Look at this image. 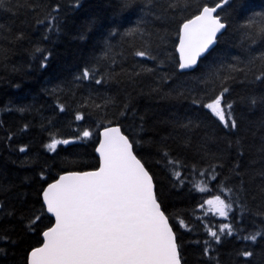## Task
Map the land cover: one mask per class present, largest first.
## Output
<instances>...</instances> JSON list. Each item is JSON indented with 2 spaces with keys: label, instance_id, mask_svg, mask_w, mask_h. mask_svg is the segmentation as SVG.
I'll return each instance as SVG.
<instances>
[{
  "label": "snow or ice",
  "instance_id": "snow-or-ice-1",
  "mask_svg": "<svg viewBox=\"0 0 264 264\" xmlns=\"http://www.w3.org/2000/svg\"><path fill=\"white\" fill-rule=\"evenodd\" d=\"M6 3L0 0V7ZM75 4L82 6L80 0ZM29 7L33 12L40 9L38 4ZM252 7L249 0H116L114 10L126 12V22L137 16L135 25L121 32L123 24L114 22L101 41L103 57L85 56L73 79L99 85L123 78L135 89L150 78L149 95L189 103L183 111L152 120L134 106L131 93L105 96L101 104L93 100L89 105L102 114L96 127H77L65 139L56 138L58 130L49 132L44 148L59 155L58 145L90 141L92 160L80 158L87 153L69 154L53 172L38 156H25V162L39 167L24 179L38 186L0 182V217L11 218L20 226L17 235L29 238L12 264H188L186 247L193 242L184 241L182 230L193 228L184 218L187 210L171 207L176 190L186 185L205 195L214 193L193 209L201 212L196 220L204 236L194 242L197 264H224L220 249L229 239L238 242L228 255L230 264H247L254 255L252 246L264 241V51H258L264 49V10ZM44 9V18L36 23L59 32L62 5L53 2ZM93 26L95 19L82 23L80 38ZM116 36L138 37L132 55L151 61L153 67L117 64L110 43ZM237 37L247 58L232 57V63L225 64L220 45ZM23 39L22 31L12 37L14 42ZM169 42L171 53L166 50ZM7 53L0 47V56ZM31 54L39 55L41 68L52 56L39 45ZM210 57L212 62L204 65ZM238 78L249 87L233 97L231 86ZM193 81L200 87H189ZM257 83L262 87H252ZM74 118L83 121L85 116L77 110ZM28 128L25 123L23 130ZM13 137L9 131L7 141ZM18 151L26 153L30 147L24 143ZM153 161L167 169V186L153 171ZM212 182L214 189L201 187ZM207 212L223 220L208 223ZM0 241L19 243L8 232ZM0 254L8 256L5 248Z\"/></svg>",
  "mask_w": 264,
  "mask_h": 264
},
{
  "label": "trees",
  "instance_id": "trees-1",
  "mask_svg": "<svg viewBox=\"0 0 264 264\" xmlns=\"http://www.w3.org/2000/svg\"><path fill=\"white\" fill-rule=\"evenodd\" d=\"M53 2L62 5L61 21L59 32L50 31L46 24H37V19H43L45 5ZM253 5L251 11L259 12L264 10V0H249ZM38 4L40 9L37 12L31 11L29 5ZM116 0H80V5L76 6L75 0H7L4 7H0V47L8 49L7 56H0V182L20 185L33 184L38 186L35 180H25L26 176L32 177L35 171H38V165L34 168L30 162H25V156L31 160L33 157H39L41 163L47 162L52 166V171H59L61 159L69 154H84L80 158L92 160L93 146L90 141L74 142L69 145H58L56 153L44 148L43 145L50 142L48 140L49 132H56L61 135L57 139L69 138L74 134L77 127L85 126L96 127L97 121L102 114L89 105L94 100L95 104H101L105 96L119 94L123 97L125 92L131 93L134 97V106L141 114L145 112L152 120L163 119L168 113L183 111L188 101H170L160 99L154 95H149L147 85L150 78L142 80L143 87L131 88L127 82L121 78L120 83L111 80L108 83L96 84L92 81H75L74 76L79 74L82 66V59L85 56L103 57L101 51V41L108 36V30L115 23L123 24L124 28L133 27L137 16H131L130 22L125 21L126 12L115 11ZM10 9V10H9ZM138 12V10H137ZM139 14V12H138ZM88 19H95L96 26L90 29V33H85V38L81 39L79 34L80 25ZM103 25V27H99ZM10 29V31H4ZM22 31L25 39L20 42H14L12 37ZM7 36V39H5ZM112 57L117 64H123L124 68L133 65L140 67H153L152 62L143 58L134 57L131 47L133 43H139L138 37L128 36L122 39L116 36L111 40ZM239 37L229 39L226 43L222 42L220 48L223 50V62L232 63V57H238L240 60L247 58L245 48L241 46ZM34 45H39L52 52L48 64L45 68L39 67V55H32ZM256 48V45H249ZM167 52L173 51L171 42L166 46ZM264 51V49H258ZM213 58L204 61V65L210 64ZM107 63L112 65V60ZM204 65L201 67L203 68ZM115 67V65H112ZM216 67H219L217 61ZM238 69L242 64H237ZM165 70L162 66V71ZM201 69H197V73ZM119 71V68H116ZM224 69H221L223 72ZM196 75V73H189ZM98 78V77H97ZM189 87H200L198 82L193 81ZM232 96L244 95L248 90V84L238 78L231 86ZM256 89L262 87L258 83L252 85ZM55 89V90H54ZM58 104L65 106L63 112L60 111ZM19 108H25L24 112L18 111ZM77 110L81 111L85 119L76 121L75 114ZM110 118V117H108ZM50 122V125H49ZM132 123L131 119L127 121ZM27 123L29 128L23 130V125ZM11 131L14 137L11 142L7 141V133ZM28 144L30 151L20 153L18 151L21 144ZM191 157V153L188 154ZM189 163L191 160L188 161ZM153 171L158 179L163 180L165 186L168 185L167 169L163 167V162L157 166L153 161ZM216 182L211 184H201V187L207 191V188H215ZM31 192L32 189H21ZM177 195L173 197L174 203L171 207L175 209L187 210L188 215L184 218L192 225L191 232H184L183 239L187 242H193L191 246L186 247V257L188 264H197L198 250L194 242L197 239L202 240L203 229L196 217L201 216V212L195 208V204L207 199L209 193L205 195L191 185H186L183 190L177 189ZM208 223H219L223 218L218 215L207 212ZM224 222H227L226 220ZM259 221L257 220V223ZM15 227L17 230L13 232ZM20 226L11 220V218L0 217V235L8 232L13 239L19 241L16 246H10L0 241V248H5L8 256L0 254V264H12L15 254L21 253L26 246L23 241L28 237H19ZM238 245V242L226 240L221 247L220 252L224 264H230L228 255L231 250ZM254 255L247 261V264H264V241H258L252 246ZM245 264V262H241Z\"/></svg>",
  "mask_w": 264,
  "mask_h": 264
}]
</instances>
